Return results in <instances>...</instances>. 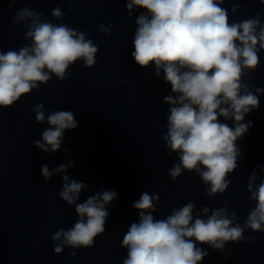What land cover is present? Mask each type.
<instances>
[{
  "label": "clouds",
  "instance_id": "clouds-1",
  "mask_svg": "<svg viewBox=\"0 0 264 264\" xmlns=\"http://www.w3.org/2000/svg\"><path fill=\"white\" fill-rule=\"evenodd\" d=\"M17 2L8 0L9 9ZM223 2L127 0L126 3L129 15L134 8L145 10L135 20L131 56L141 68L154 65L157 77L163 72L164 81L171 88L172 94L164 97V103L170 107L163 139L166 147L178 154L179 163L174 164L169 175L175 181L182 170L198 173L204 184H210L206 190L209 197L228 189L231 180L226 176L238 167L237 158H242L236 141L251 126L250 121L244 122L245 115L258 109L260 103L242 77L250 75L246 70L259 66V52L264 49V26L259 18L230 23L228 10L221 7ZM52 14L62 16L59 8ZM13 20L31 21L26 25V37L31 38L32 44L18 52H0V106L13 105L39 84H46L51 74L63 80L69 65L81 58L88 67L97 63L95 56L99 49L92 40L85 39V32L42 20L39 13L28 7L19 9ZM101 31L107 29L101 26ZM256 92H264V88H257ZM33 111L36 121L44 123L43 104L35 105ZM220 117L232 119L233 125L221 122ZM47 123L51 127L42 132L43 143L34 142L46 153L60 150L65 130L75 129L78 122L72 111H54L48 115ZM41 172L45 179L53 174L47 165ZM55 172L66 173L67 166L61 164ZM63 180L66 183L59 196L68 205L75 204L79 219L70 229L60 228L52 235L51 239L59 242L54 247L57 254L64 245L94 246L95 238L106 230L109 213L105 205L117 198L115 191L105 190L76 203L86 185L69 181L67 174ZM256 180L257 173L252 172L247 190L256 203L243 226L233 224L237 217L235 212L229 216L227 201L223 207L211 210V215L210 209L204 207L206 219L193 217L195 204L191 201L173 209L165 218L156 219L152 215L156 211L153 201L159 202V196L143 192L132 205L138 211L139 221L131 223L122 239V247L127 249L122 264H198L208 253L197 244L223 250L225 242L252 240L253 237H244L246 229L264 233V180L258 187Z\"/></svg>",
  "mask_w": 264,
  "mask_h": 264
}]
</instances>
